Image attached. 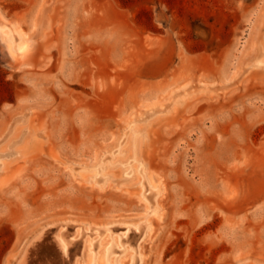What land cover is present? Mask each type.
Here are the masks:
<instances>
[{
    "label": "rangeland",
    "instance_id": "1",
    "mask_svg": "<svg viewBox=\"0 0 264 264\" xmlns=\"http://www.w3.org/2000/svg\"><path fill=\"white\" fill-rule=\"evenodd\" d=\"M0 15L32 43L14 61L0 39V264H30L38 235L96 248L147 225L127 166L111 160L102 189L80 173L131 118L161 217L108 262L264 264V0H0Z\"/></svg>",
    "mask_w": 264,
    "mask_h": 264
},
{
    "label": "bare ground",
    "instance_id": "2",
    "mask_svg": "<svg viewBox=\"0 0 264 264\" xmlns=\"http://www.w3.org/2000/svg\"><path fill=\"white\" fill-rule=\"evenodd\" d=\"M0 17L2 16L0 15ZM32 23L33 30L38 29V20L36 19ZM262 37V49L259 53L257 52L258 54L255 57L257 66L264 65V34ZM0 39L3 42L8 56L14 61H23L32 49L29 34L24 32L16 23L2 22L0 26ZM175 95L181 97V100H183L189 93L184 89L180 93H174L171 97ZM141 134L136 120L134 118L129 119L121 130L118 140H116L117 143L112 145V148H114L113 154L111 156H105V152H101L102 154L99 153L100 155L96 157V163H85L81 165L80 169L82 170L80 173L85 175V180H92L93 186L102 189L111 179L112 174L109 171V167L113 161L115 164L127 166L128 170L125 171V175L130 176V179H133L140 185L137 196L143 203L144 215L142 221L144 223L148 222L147 225L145 227L142 226V222L129 224L126 226V229H129V232L132 233L130 238L118 237L114 241L107 239L105 242L99 243L96 248L92 241L86 242L84 247H82L83 244H75L71 247L73 243L62 232L57 235L54 232L47 233L44 236L38 235L36 238L34 237L35 239L30 250L26 249L27 251L22 256L21 262L24 261V257H27V259L30 258V264H139L141 262L140 255L137 253L131 254L128 262L120 261V263H116V258H113L110 263L108 262L110 255L117 252L116 246L118 247L121 244L128 243L129 247H124V251L128 250L131 252L134 248L138 249V243L143 238L145 228L152 230V220L161 217L159 214L154 213V209L158 208L156 196L163 191V187L161 186L162 182L157 184L155 181L156 178L151 171L149 172L150 176L145 179V165L141 157ZM15 144L17 145L18 143ZM100 161L109 163H99ZM121 175L122 173L119 176ZM148 191H150V194H147ZM142 227H144V230ZM84 248L87 249L86 261L82 258ZM95 249H99L96 255L93 253ZM78 256L80 257L77 258Z\"/></svg>",
    "mask_w": 264,
    "mask_h": 264
}]
</instances>
